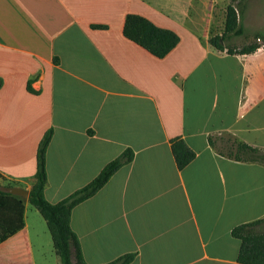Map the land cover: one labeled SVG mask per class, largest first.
I'll use <instances>...</instances> for the list:
<instances>
[{"label": "crops", "instance_id": "1", "mask_svg": "<svg viewBox=\"0 0 264 264\" xmlns=\"http://www.w3.org/2000/svg\"><path fill=\"white\" fill-rule=\"evenodd\" d=\"M230 5L246 32H264V0H0V188L3 179L32 188L49 130L53 204L133 151L72 210L87 264L127 254L130 264H241L233 230L264 219V162L241 156L264 155V43L241 53L254 43L242 37L234 54L210 43ZM129 14L179 44L153 56L125 37ZM177 138L195 153L183 169ZM0 216L15 226V211ZM24 219L0 243V264H62L40 212L25 204Z\"/></svg>", "mask_w": 264, "mask_h": 264}, {"label": "trees", "instance_id": "2", "mask_svg": "<svg viewBox=\"0 0 264 264\" xmlns=\"http://www.w3.org/2000/svg\"><path fill=\"white\" fill-rule=\"evenodd\" d=\"M94 27L105 28V26ZM123 32L127 39L135 42L160 59L165 58L180 42V37L177 33L158 27L146 17L138 14H129L126 17ZM242 34L237 10L233 5H230L227 10L225 32L221 36L211 38L210 43L219 50L227 49L229 53L234 54L236 51L230 46V40ZM258 47V45H252L240 51L241 53H251L258 49ZM2 83L0 79V88ZM28 91L37 94L31 84L28 85ZM52 135V130L47 131L39 144L37 172L35 175L36 183L29 191L28 201L40 212L47 222L55 252L61 259L62 264H71L70 255L72 249L74 250L78 264H87L79 239L71 228L72 210L78 204L95 195L123 165L130 163L133 159V151L127 149L122 155L110 162L91 183L76 191L68 198L53 204L45 198V186L47 184L46 154ZM241 148L251 149L247 145H242ZM172 152L179 169L185 168L195 158V153L181 138L172 141ZM9 187L14 186H4V189ZM4 189L0 188V215L3 209L10 210L11 212L15 211L16 222L14 227L5 230L6 226L9 227L11 225V219L9 222L0 216V243L25 226L24 199L8 193ZM263 221L264 219L245 224L233 230V235L242 241L238 258L241 264H264V234L253 235L252 233V229ZM134 258L135 254H127L108 264H130Z\"/></svg>", "mask_w": 264, "mask_h": 264}, {"label": "rangeland", "instance_id": "3", "mask_svg": "<svg viewBox=\"0 0 264 264\" xmlns=\"http://www.w3.org/2000/svg\"><path fill=\"white\" fill-rule=\"evenodd\" d=\"M241 28H242L243 34L240 35V36H237V37H233L230 40V43H232L230 46H232L235 50H237V48L239 47L238 44H240L241 40H244L245 37L251 39V41H253L254 43H252L250 45H247V46H245L243 48H247L249 46H252L255 43H264V32H253V31H256L257 29H256V27H252L250 29V32H253V33H248V32H246L245 28H243V27H241ZM242 37H244V38H242ZM260 38H262V40ZM242 49H240V50H242ZM237 51H239V50H237ZM229 150L230 151H234V150H232V148H230ZM241 156L244 159L258 160V161L264 162V155L262 156V155H259V154H256V153H252V152H247L246 151L245 153H241ZM1 183L3 184V186L22 187L19 182L8 180V179H3ZM35 183H36V179H35V181H34V183L32 185V188H33ZM32 188H30L29 190H31ZM25 190L29 191L28 189H25ZM24 201H25V204H27L28 210L30 212H38V210L29 203L28 199H24ZM252 233H253V235L264 234V221L260 225H258L257 227L253 228L252 229ZM70 263L71 264H78L73 249H72L71 255H70Z\"/></svg>", "mask_w": 264, "mask_h": 264}, {"label": "water", "instance_id": "4", "mask_svg": "<svg viewBox=\"0 0 264 264\" xmlns=\"http://www.w3.org/2000/svg\"><path fill=\"white\" fill-rule=\"evenodd\" d=\"M7 192L12 195L19 196L23 199H28L29 197V191L24 190L23 188H19V187H9L7 188Z\"/></svg>", "mask_w": 264, "mask_h": 264}]
</instances>
